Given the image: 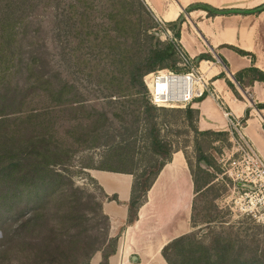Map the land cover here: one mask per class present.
I'll return each instance as SVG.
<instances>
[{
	"label": "trees",
	"instance_id": "obj_1",
	"mask_svg": "<svg viewBox=\"0 0 264 264\" xmlns=\"http://www.w3.org/2000/svg\"><path fill=\"white\" fill-rule=\"evenodd\" d=\"M96 1L109 5L96 6L99 7L96 10L93 6ZM50 2L57 5L53 8V26L48 30V35L40 36V29L31 33L33 23L40 21V16L34 11L46 10ZM197 9L207 11L210 16L227 12L204 4L190 5L186 12ZM263 11L264 4L249 13ZM102 12H108L110 19H107V24L114 29H98L99 34L96 35L98 25L93 15ZM133 15H137V19L131 20ZM139 17L145 20L140 21ZM183 23V15L174 22L165 23L164 30L171 37L164 42L156 33H148L151 29L159 30L161 25L143 0H0V264H91L97 254L101 255L99 264H110V258L116 254L121 232L114 238L110 237L111 222L104 214L103 205L109 201L118 202V198L108 196L87 173L100 196L75 185L68 168L73 165V156L78 149L59 137L51 122L26 121L20 129L10 131L6 130L7 116L45 98L55 102L56 106L65 105V100L71 96L72 100H79L77 77L81 74L80 54L85 49L98 51L101 59L109 55L114 61H120L123 76L117 80L122 83V79H125L127 87L111 83L114 79L109 75L102 76L98 71H92V75L104 79V82L108 80V90L125 88L130 92H122L121 95L111 92L102 97L108 105L117 106L121 115L129 110L126 100L136 98L137 107L131 111L135 121H140L146 115L151 127L149 157L144 164L135 165V168L125 157L122 161L126 160L123 162H127L129 167L104 164L106 156L101 166L88 165L84 168L132 172L135 180L128 204V224H134L154 181L171 161L174 151L178 150L169 136L160 135L154 114L166 109L151 103L144 77L160 70L175 73L188 70L178 65L181 60L177 40L181 36ZM110 32L114 38L108 34ZM100 34L103 36L100 37ZM120 37H123L122 42L119 41ZM121 45H124L122 50ZM233 49L242 56L250 55ZM114 50L119 53H114ZM206 59V55H202L193 63L198 67ZM69 62L72 66L68 68H74L75 76L71 81L63 79L65 65ZM224 77L221 74L217 78ZM234 80L245 90L255 82H264V72L253 65L236 74ZM228 85L238 99H242L236 85L230 80ZM140 98H145V101L142 102ZM74 102L80 104L81 101ZM258 108L264 109V105H258ZM173 110L181 113L195 133L203 136L218 134L198 131L195 121L199 113L191 108V104L185 109ZM249 115L248 111L246 119ZM92 126L79 124L77 128L81 130ZM79 136H73L74 144L78 143ZM198 160L201 164L205 162L202 158ZM58 167L65 170L64 173L57 171ZM140 167L142 170H138ZM189 167L198 197L203 190L211 188L212 178L199 169L207 176L202 183ZM196 202L193 228L196 227ZM240 251L239 244L232 242L222 232L212 234L208 242L198 239L191 232L170 242L162 255L167 264H261L257 256L246 257Z\"/></svg>",
	"mask_w": 264,
	"mask_h": 264
},
{
	"label": "crops",
	"instance_id": "obj_2",
	"mask_svg": "<svg viewBox=\"0 0 264 264\" xmlns=\"http://www.w3.org/2000/svg\"><path fill=\"white\" fill-rule=\"evenodd\" d=\"M157 21L170 23L184 16L178 46L196 60L202 55L198 69L210 85L204 99H196L176 109L191 108L199 113L195 121L199 132H231V121L243 125V132L264 157V82H255L247 89L234 80L239 72L255 65L264 72V11L249 13L264 0H143ZM204 4L223 14L210 16L197 9L186 12L190 5ZM233 48L244 51L242 56ZM254 57V58H253ZM220 61V62H219ZM226 62V64H225ZM224 74V78H217ZM236 85L238 99L228 85ZM250 112L249 118L246 115ZM86 169V173L110 197L103 205L111 222L110 237L120 234L117 251L110 264H166L163 249L173 240L193 231L192 217L197 198L189 163L182 150H175L149 190L134 224H128V204L132 198L135 177L132 172ZM97 264L101 261V255ZM92 263V262H91ZM96 264V263H95Z\"/></svg>",
	"mask_w": 264,
	"mask_h": 264
},
{
	"label": "rangeland",
	"instance_id": "obj_3",
	"mask_svg": "<svg viewBox=\"0 0 264 264\" xmlns=\"http://www.w3.org/2000/svg\"><path fill=\"white\" fill-rule=\"evenodd\" d=\"M56 5V2H50L46 10L34 11L36 15L40 16V21L33 23L30 29L31 33L40 29V36L48 35V30L53 26L52 15ZM99 5L109 4L98 1L93 4L95 7ZM97 9L99 7H96ZM107 13L102 12L93 15L95 23L98 25L95 31L96 35L99 34L98 29L102 31L114 29L112 25L107 24V19H110ZM136 17L137 15H133L131 20L137 19ZM144 17L141 19L139 17L140 21L145 20ZM157 22L161 25L159 30L151 29L148 33H156L160 36L161 41L167 42L171 34L164 30L165 22ZM143 24L146 26V23L143 22ZM108 34L114 36L111 35V32ZM102 36L103 34H100V37ZM107 38L111 37L108 36ZM122 39L123 37H120L119 41L122 42ZM122 49H124V45H121ZM114 53L119 52L114 50ZM80 55L82 56L81 74L77 77V85L80 89L79 100H72L73 96H71L65 100L63 106H56L55 102L47 101L46 98L38 103L33 102L7 116L9 121L6 130L20 129L24 123H27L26 121L46 120L51 122L57 135L65 139L70 145H75L76 148L74 149H78L73 156V165L68 168V173L72 176L75 185L100 196L99 190L86 175L84 167L88 165L101 166L100 163L105 156L104 164L111 166L129 167L127 162H123L126 160L122 161L124 157L134 168L144 164L149 157L148 152L151 151L149 138L151 127L146 120V115L142 116L140 121H135L131 111L137 107L136 98L126 100L129 102L127 103L129 110L125 115L119 113L117 106L108 105V102L102 98L111 92L120 95L122 92L126 94L130 92L125 88L108 90L106 88L109 83L108 80L104 82V79L97 78V75L93 76L92 73L98 71L103 74L102 76L109 75V78L114 79L111 83L116 85L120 83L117 78L123 76L120 72L123 64L120 61H114L109 55H105L101 59L98 57V51L90 50V48L83 50ZM69 65L72 66L71 62L65 65L63 79L71 81L75 76L74 68L69 69ZM122 80L124 82L117 85L127 87L128 84H125L127 81ZM117 98L114 99L117 100ZM140 99L142 102L145 101V98ZM74 101L81 102L77 104ZM165 109L166 111L154 114L160 135L169 136L175 149L184 152L189 165L198 175L200 182H205L207 176L200 173L199 169H203L212 178L209 185L211 188L209 190L206 188L196 198L194 220L196 227L193 228L192 232L196 234L198 239L205 242L210 240L212 234L222 232L232 242L239 244L240 250L246 257L257 256L260 263L264 264V224L258 223L250 213L241 209V196L237 192L234 193V184L225 175L224 165L233 155L234 140L238 134L233 130L228 133L219 132L217 135L203 136L200 133H195L188 126L181 113L175 112L172 108ZM103 114L106 116L103 117ZM79 124H93V126L92 128L84 127V130H80L77 128ZM78 135H80L79 141L74 144L73 136ZM200 158L204 159L205 162L201 164L198 160ZM138 170H142V168L140 167ZM57 171L64 173L65 170L58 167ZM0 239H2L1 231ZM98 259L99 257L95 256L91 264H94L93 261Z\"/></svg>",
	"mask_w": 264,
	"mask_h": 264
},
{
	"label": "built area",
	"instance_id": "obj_4",
	"mask_svg": "<svg viewBox=\"0 0 264 264\" xmlns=\"http://www.w3.org/2000/svg\"><path fill=\"white\" fill-rule=\"evenodd\" d=\"M177 51L181 60L178 65L188 69L186 72L160 70L144 77L151 103L158 108L176 109L211 92L209 82L194 65L193 60L181 48ZM165 77H169L174 82L171 97L166 101L162 100L160 92H167V89L159 90L158 87V81ZM231 123L238 137L234 140L233 155L224 165L225 175L232 180L234 193L237 192L241 196V209L250 213L258 223L264 224V157L244 134L243 125L236 121Z\"/></svg>",
	"mask_w": 264,
	"mask_h": 264
},
{
	"label": "bare ground",
	"instance_id": "obj_5",
	"mask_svg": "<svg viewBox=\"0 0 264 264\" xmlns=\"http://www.w3.org/2000/svg\"><path fill=\"white\" fill-rule=\"evenodd\" d=\"M173 85H174V82H172V79H170L169 77H165L161 80L158 81V87H159V90H162L164 88L167 89V92H160V94L162 95V100L166 101L167 99H169L171 97V89L173 88ZM187 86V85H186ZM189 87H190V84H189ZM191 89L189 88V93H191L190 91ZM94 264L97 262L96 261H93Z\"/></svg>",
	"mask_w": 264,
	"mask_h": 264
}]
</instances>
